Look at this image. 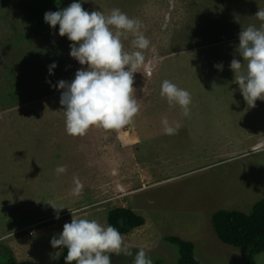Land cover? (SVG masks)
<instances>
[{
    "label": "rangeland",
    "instance_id": "374dc122",
    "mask_svg": "<svg viewBox=\"0 0 264 264\" xmlns=\"http://www.w3.org/2000/svg\"><path fill=\"white\" fill-rule=\"evenodd\" d=\"M72 2L0 0V248L19 261L64 264L62 249L49 241L72 213L108 225L105 174L88 165V135L66 133L61 93L46 82H71L77 69L87 68L69 56L72 42L57 34L58 25L50 29L43 20L45 12ZM81 6L106 15L119 8L142 22L150 42L133 74L134 95L142 99L140 142L126 151L123 168L112 167L127 175L118 193L135 188L126 207L147 221L121 234L123 246L133 256L143 248L153 264H177L176 248L164 241L176 236L195 244L201 264H245V251L218 238L212 215L220 209L249 214L264 199V100L248 106L229 68L233 58L244 63L238 34L264 23L255 17L264 0H82ZM132 39L130 33L121 38L124 50H136ZM52 62L57 66L49 75ZM165 79L190 93L188 116L161 97ZM162 117L179 124L175 134L163 133ZM58 165L64 174L54 172ZM73 175L83 184L77 196ZM108 255L110 264L132 261ZM256 263L264 264V252Z\"/></svg>",
    "mask_w": 264,
    "mask_h": 264
},
{
    "label": "clouds",
    "instance_id": "9594fccd",
    "mask_svg": "<svg viewBox=\"0 0 264 264\" xmlns=\"http://www.w3.org/2000/svg\"><path fill=\"white\" fill-rule=\"evenodd\" d=\"M81 4L82 0H73L65 8L43 15L50 29L58 25L57 34L72 42L69 56L81 66L87 65L86 69H77L71 82L59 80L52 85L46 81L50 88L55 87L61 93L59 104L63 110L59 112L63 113L65 131L70 136L84 135L92 126L119 129L138 113L140 104L134 95L133 74L144 64L142 50L150 44L139 19L129 17L119 8L111 9L107 15L100 10L89 12ZM255 17L264 22V8H258ZM129 33L133 37L131 45L136 49L131 52L124 50L121 42ZM238 40L236 52L244 63L233 58L229 68L243 99L254 107L256 100H264V23L259 28L254 25L243 28ZM56 66L55 62L48 66L49 75ZM214 67L222 70L223 65ZM160 95L169 105H178L184 116L189 115L191 96L187 90L165 79ZM160 123L165 135H173L179 128L178 123L170 124L167 117H162ZM54 172L64 174L66 167L58 165ZM72 183L71 194L77 196L83 184L75 175ZM49 243L52 248L67 250V264H110L108 253L132 257L131 264H153L143 248L133 256L123 246L122 236L114 226L102 225L95 219L74 218L73 213L71 221Z\"/></svg>",
    "mask_w": 264,
    "mask_h": 264
},
{
    "label": "trees",
    "instance_id": "16d2710c",
    "mask_svg": "<svg viewBox=\"0 0 264 264\" xmlns=\"http://www.w3.org/2000/svg\"><path fill=\"white\" fill-rule=\"evenodd\" d=\"M255 21V20H254ZM228 28L229 25L225 24ZM107 223L125 235L145 224V218L125 207H112ZM212 225L218 238L225 244L246 252L245 264H257L256 256L264 252V199L256 202L251 213L220 209L212 215ZM178 252L177 264H201L195 257V244L176 236L164 237ZM63 263L67 250L62 248ZM0 264H46L38 261H19L11 252L0 248ZM74 264V262H73Z\"/></svg>",
    "mask_w": 264,
    "mask_h": 264
},
{
    "label": "crops",
    "instance_id": "0c3cea01",
    "mask_svg": "<svg viewBox=\"0 0 264 264\" xmlns=\"http://www.w3.org/2000/svg\"><path fill=\"white\" fill-rule=\"evenodd\" d=\"M147 99L148 98H145V100ZM141 102L142 99L138 98V103ZM141 107L142 105H140L138 113L132 117L131 121L119 129H104L102 127L92 126L85 132L88 135L85 147L88 155V165L92 167V169L105 174L103 176L104 180L101 182V188L103 190L102 197L104 199V204L111 203L109 209L112 207L128 208L126 207L127 203L124 201L135 191L134 188L131 192L118 193L119 190L125 188L127 175L126 172L123 175L119 174L118 170L114 173L112 167H117V169L123 168L124 163H126V151L132 152L134 147L140 142L136 117L143 111ZM127 127H129V129ZM126 133L129 135L128 138L130 139L128 148H126L127 144H125L124 138ZM130 157L131 155L128 156V161ZM131 175L134 180V173H131ZM104 194H109L108 198H105ZM109 209L107 210V213ZM131 210L135 211L134 209ZM146 224L147 221L145 219V224L142 227L146 226Z\"/></svg>",
    "mask_w": 264,
    "mask_h": 264
}]
</instances>
